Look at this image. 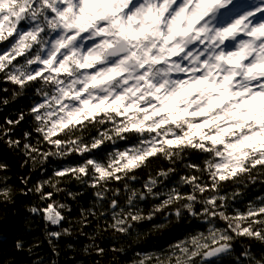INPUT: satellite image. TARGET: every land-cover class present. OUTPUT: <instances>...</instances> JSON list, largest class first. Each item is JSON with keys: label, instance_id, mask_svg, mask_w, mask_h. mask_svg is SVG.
I'll return each mask as SVG.
<instances>
[{"label": "snow or ice", "instance_id": "obj_1", "mask_svg": "<svg viewBox=\"0 0 264 264\" xmlns=\"http://www.w3.org/2000/svg\"><path fill=\"white\" fill-rule=\"evenodd\" d=\"M248 4L0 0V81L13 86L12 100L34 89L28 112L0 124V141L33 167L82 158L35 186L47 203L30 212L60 227L71 209L55 196L71 178L95 196L93 208L81 209L84 226L88 217L104 218L105 230L129 237L144 221L158 215L179 221L185 213L207 225L206 232L166 252L138 253L133 264H216L238 238L264 244V197L230 211L246 182L264 183V0ZM27 116L32 130L13 138ZM133 138L135 143L114 148L106 160L95 154L107 143ZM192 154L203 156L202 163L188 159ZM160 159L172 166L149 173L142 188L135 187L137 173ZM178 161L185 174L168 186ZM7 169L0 161V174ZM46 186L53 191H44ZM10 193L0 189L9 202ZM150 198L158 203L145 212L141 203ZM62 234L71 233L50 232V242ZM16 248H23L21 241ZM241 255V264H264L247 250Z\"/></svg>", "mask_w": 264, "mask_h": 264}, {"label": "trees", "instance_id": "obj_2", "mask_svg": "<svg viewBox=\"0 0 264 264\" xmlns=\"http://www.w3.org/2000/svg\"><path fill=\"white\" fill-rule=\"evenodd\" d=\"M4 88L9 91L0 92V99L7 98L9 103L7 105L0 103V124H4L7 119L18 118L20 112L27 113L34 101V89L12 100L13 86L0 81V89ZM32 127L33 121L30 116H27L14 129L13 138L23 139V133L31 131ZM91 135H96V132L93 131ZM32 139L34 143L35 133ZM135 142L133 138L127 142L120 141L116 145L107 143L95 154L97 158L106 160L107 154L114 148L123 149ZM81 159L80 156L72 155L66 159H50L42 166L33 167L31 161L25 163L26 157L20 151L0 141V161L8 165L7 171L0 174V189L5 187L11 189L10 202L0 197V264H133V261L138 258V253L166 252L171 245L189 235L207 231V225L203 221L194 219L187 213L179 221L174 216L165 219L164 215H158L154 221L138 224L129 237L114 236L110 229L105 230L104 218L88 217V224L84 226L81 209L93 208L95 196L91 188L71 178L61 183L60 187L64 191L55 196L56 201L66 204L71 209V211H65L67 219L60 227L47 224L41 214L31 213L30 208H42L47 203L42 201L39 194L34 191L35 186L52 177V173L58 167L80 163ZM188 159L202 163L204 157L192 154ZM170 166L172 165L163 159L153 160L149 169L137 173L139 182L134 186L142 188L149 173L154 175L161 168L166 169ZM175 167L178 173L170 181L165 182L168 186H172L179 175L185 174L181 162L178 161ZM23 179H27L28 183H23ZM29 189L33 190L29 191ZM240 190L243 195L233 203L230 211L236 208L243 211L250 200L264 197V183L246 182V186L241 187ZM44 191H53V189L46 186ZM227 191L231 192L232 189ZM69 192L76 198L69 196ZM154 203L158 201L150 198L147 202H142L141 206L147 212ZM106 208L107 205H105ZM96 210L101 209L97 206ZM161 224L164 227H154ZM217 226L225 225L223 221H217ZM65 228L69 229L70 235L62 234L59 239H52L50 242L48 233L62 232ZM17 241L23 244L20 250L16 248ZM93 245L103 248L104 253L98 255ZM114 248H122L123 251L114 252ZM245 250L257 259H264V244L256 240L238 238L233 243L231 253L221 255L216 259V264H241L245 259L241 254Z\"/></svg>", "mask_w": 264, "mask_h": 264}, {"label": "rangeland", "instance_id": "obj_3", "mask_svg": "<svg viewBox=\"0 0 264 264\" xmlns=\"http://www.w3.org/2000/svg\"><path fill=\"white\" fill-rule=\"evenodd\" d=\"M247 6H249V4H248V0H244L243 3L240 4L238 7H239V8H243V7H247Z\"/></svg>", "mask_w": 264, "mask_h": 264}, {"label": "water", "instance_id": "obj_4", "mask_svg": "<svg viewBox=\"0 0 264 264\" xmlns=\"http://www.w3.org/2000/svg\"><path fill=\"white\" fill-rule=\"evenodd\" d=\"M242 0H238V2L240 3Z\"/></svg>", "mask_w": 264, "mask_h": 264}]
</instances>
